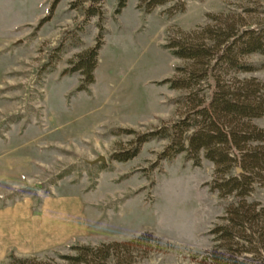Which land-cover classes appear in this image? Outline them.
Listing matches in <instances>:
<instances>
[{
    "label": "rangeland",
    "instance_id": "374dc122",
    "mask_svg": "<svg viewBox=\"0 0 264 264\" xmlns=\"http://www.w3.org/2000/svg\"><path fill=\"white\" fill-rule=\"evenodd\" d=\"M81 2L0 0V264L131 241L133 264H197L236 200L211 190L213 163L158 160L167 141L157 139L127 161L112 154L134 147L136 135L119 129L144 133L181 113L180 91L164 80L183 61L163 47L167 37L264 0H185L173 16L166 6L145 12L141 0L115 14V0H103L100 27ZM100 32L94 81L78 90L83 76L70 62ZM246 59L257 69L240 77L264 82V55ZM254 123L264 127V116ZM247 200L264 206V184Z\"/></svg>",
    "mask_w": 264,
    "mask_h": 264
},
{
    "label": "trees",
    "instance_id": "16d2710c",
    "mask_svg": "<svg viewBox=\"0 0 264 264\" xmlns=\"http://www.w3.org/2000/svg\"><path fill=\"white\" fill-rule=\"evenodd\" d=\"M60 0H52L51 8ZM87 18L103 20V0H82ZM128 0H115L114 13L120 14ZM76 1L70 3L75 7ZM217 14L189 31H177L163 46L183 61L175 76L164 80L170 89L180 91L174 99L180 115L144 133L132 129L118 132L135 134L134 147L114 151L112 158H134L141 145L152 139L166 140L158 160H172L183 154L195 166L202 158L213 163L211 190L220 197L232 196L224 223L210 230L212 247L197 264H264V206L247 197L255 185L264 184V127L254 120L264 116V82L256 77H240L257 67L247 61L252 54L264 55V5L254 3ZM166 6L168 16L185 10V0H141L140 7L151 12ZM263 14V15H262ZM44 19L41 21L43 22ZM103 31V29H101ZM102 32L94 45L71 61L68 71L83 76L78 90H87L94 80ZM239 170V173H234ZM139 243H100L73 246L72 254L56 258H19L12 254L6 264H133Z\"/></svg>",
    "mask_w": 264,
    "mask_h": 264
},
{
    "label": "water",
    "instance_id": "95a60500",
    "mask_svg": "<svg viewBox=\"0 0 264 264\" xmlns=\"http://www.w3.org/2000/svg\"><path fill=\"white\" fill-rule=\"evenodd\" d=\"M99 160H101V161H104L105 160V158L104 157H100L99 159H97L96 161H99ZM239 171V170H238Z\"/></svg>",
    "mask_w": 264,
    "mask_h": 264
}]
</instances>
